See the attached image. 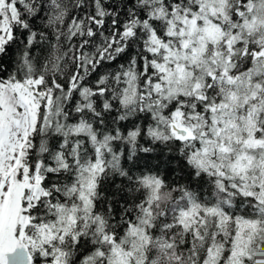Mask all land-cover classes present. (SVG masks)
Masks as SVG:
<instances>
[{"label": "trees", "instance_id": "16d2710c", "mask_svg": "<svg viewBox=\"0 0 264 264\" xmlns=\"http://www.w3.org/2000/svg\"><path fill=\"white\" fill-rule=\"evenodd\" d=\"M227 1L230 26H236L222 25L229 36L228 30L234 34L241 27L238 13H246L247 6L261 0ZM6 2L15 14L9 17V37L0 49V88L13 95L14 105L15 85L37 84V120L21 168L29 177L41 179L38 198L31 202L26 198L23 204L29 219L25 229L29 244L25 243L34 264L57 260L83 264L102 253L97 264H108L112 246L128 250L130 235L137 228H144L148 239L142 264H204L216 246L224 251L217 264H228L241 235L248 243L249 257L254 258L245 264L264 260L260 256L264 204L196 160V153L214 138V121L221 127L226 119L206 104L220 103L225 90L249 72L245 85L236 88L238 93L242 92L243 100L259 85V98L264 100V60L253 58L264 45V32L244 33L232 53L221 47L224 37L220 44H209L205 58L211 61L217 49L230 59L231 67L222 73L224 69L214 64L217 79H208L212 87L204 89L203 100L180 95L148 108L140 100L133 105L124 101L128 74H135L142 91L145 79L157 71L155 62L161 61L151 52L153 34L163 41L171 39L172 27H180L183 19L198 12V0ZM255 103L249 100L247 105ZM50 113L52 126L47 125ZM178 113L200 129L204 116L206 138L198 133L193 139L182 137L175 125L161 126L159 114L172 125ZM246 115L238 105L237 120ZM257 116L258 129L264 132V108ZM79 126L89 131L75 133ZM158 129L163 137L156 134ZM97 164L102 168L91 207L86 209L80 191L86 171ZM71 211L74 224L66 232L55 229L63 212ZM184 214L194 220L182 221Z\"/></svg>", "mask_w": 264, "mask_h": 264}, {"label": "rangeland", "instance_id": "374dc122", "mask_svg": "<svg viewBox=\"0 0 264 264\" xmlns=\"http://www.w3.org/2000/svg\"><path fill=\"white\" fill-rule=\"evenodd\" d=\"M198 2V12L183 19L180 27H172V32L169 34L171 39L163 41L153 34L151 52L160 57L161 61L155 62L157 71L151 78L145 79L142 91L139 89L135 74H128L124 100L127 104L133 105L140 100L147 104L148 108H156L162 105V100H172L180 95L195 96L197 100H203L204 89L212 87V84L208 86V79L212 81L217 79L214 64H219L224 69L222 73L231 67L230 59L217 49H213L211 61L205 58L209 44H220L224 37L226 39L221 47L225 48L226 52L232 53V46L244 40V33L250 35L264 32V0L247 6L246 13H238L239 18H242L241 27H237L238 30L234 34H231L232 29L228 30L229 36L224 34L222 25L228 28L236 26H230L231 19L226 12L228 1L198 0ZM12 12L15 14L14 8L6 0H0V49L9 37L11 25L9 17ZM253 58L264 60V45L253 53ZM198 70L201 71V75H197ZM249 77L250 72L241 78L240 82H233L234 87L229 86L228 90H225L220 103L212 101L205 105L216 116L219 114L226 119H223L224 125L221 127L214 121L211 128L214 129V138L206 143L203 150L196 153V160L202 167L209 166L217 170L218 174L232 180L233 187L264 204V132H260L257 125V115L264 108V100L259 98V85L254 86V93L246 94L243 100L242 92L238 93L239 89H236L240 84L244 86ZM247 86L249 87L247 91H250L251 83H247ZM36 88L37 84L33 82L15 85L12 91L18 96H15L17 102L14 105L13 95L5 88H0V264H7L6 256L14 252L19 239L29 244L25 232L29 219L23 214V204L26 198L29 202L38 198L41 179L38 175L29 177L28 171H21V168L24 150L34 132L37 120ZM85 98H88V94H85ZM249 100L256 103L247 105ZM238 105L247 113L241 121L236 117ZM203 118L200 129L198 126H191L192 119H185L183 113L175 115L172 125L162 114L158 115L161 126L175 125L179 130L187 132L190 139L195 138L197 133L199 137L206 138ZM55 119H58L57 114ZM53 122L54 116L50 113L47 125L52 126ZM88 131L89 128L86 126L74 129L77 134ZM156 134L163 137L161 129H158ZM101 168L102 166L97 164L86 171L80 191L86 209L91 207V196ZM66 212H63L65 216L55 229L66 232L68 226L74 224L75 213ZM187 216L188 214H184L180 219L187 222L194 220L191 216ZM223 221L226 222V219ZM142 223L145 225L147 219ZM241 237L242 235L238 237L228 264H245L246 259L250 261L254 259L249 257L248 243L240 239ZM130 238L132 241L128 242V250L117 245L112 246L108 264H131V259L135 264L143 263V249L148 244L144 228L134 230ZM222 252L224 251L218 249V246L211 249L205 257L204 264H217ZM214 253H216L215 258ZM103 257V253L98 254L83 264H97V259ZM213 258L214 262H212ZM45 264H62V262L57 260L47 263L46 261ZM256 264L262 263L257 261Z\"/></svg>", "mask_w": 264, "mask_h": 264}, {"label": "water", "instance_id": "95a60500", "mask_svg": "<svg viewBox=\"0 0 264 264\" xmlns=\"http://www.w3.org/2000/svg\"><path fill=\"white\" fill-rule=\"evenodd\" d=\"M177 133L182 137L187 135L185 131L181 130H178ZM6 258L7 264H34L29 246L21 239L18 240L14 252L7 254Z\"/></svg>", "mask_w": 264, "mask_h": 264}, {"label": "flooded vegetation", "instance_id": "af4514ba", "mask_svg": "<svg viewBox=\"0 0 264 264\" xmlns=\"http://www.w3.org/2000/svg\"><path fill=\"white\" fill-rule=\"evenodd\" d=\"M264 255V252L260 255V256H263ZM216 257V253H214V258ZM214 258L212 259V262H214ZM258 261L262 262L264 261L262 258H260Z\"/></svg>", "mask_w": 264, "mask_h": 264}]
</instances>
